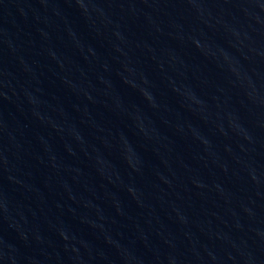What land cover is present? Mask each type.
Returning a JSON list of instances; mask_svg holds the SVG:
<instances>
[{"label": "water", "instance_id": "1", "mask_svg": "<svg viewBox=\"0 0 264 264\" xmlns=\"http://www.w3.org/2000/svg\"><path fill=\"white\" fill-rule=\"evenodd\" d=\"M0 264H264V0H0Z\"/></svg>", "mask_w": 264, "mask_h": 264}]
</instances>
